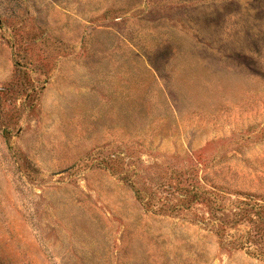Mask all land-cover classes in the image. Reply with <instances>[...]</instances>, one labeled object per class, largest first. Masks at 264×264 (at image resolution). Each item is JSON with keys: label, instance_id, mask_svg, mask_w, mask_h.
<instances>
[{"label": "rangeland", "instance_id": "rangeland-1", "mask_svg": "<svg viewBox=\"0 0 264 264\" xmlns=\"http://www.w3.org/2000/svg\"><path fill=\"white\" fill-rule=\"evenodd\" d=\"M181 187L264 203V0H0V264H264Z\"/></svg>", "mask_w": 264, "mask_h": 264}, {"label": "trees", "instance_id": "trees-1", "mask_svg": "<svg viewBox=\"0 0 264 264\" xmlns=\"http://www.w3.org/2000/svg\"><path fill=\"white\" fill-rule=\"evenodd\" d=\"M181 191L184 198L197 200L208 208L212 228L216 231L222 247H227L226 240L235 237L241 226L248 225L249 231L230 244L240 249H253L256 257L264 259V203L255 201L252 196H246L244 200L226 207L215 193L199 187H181ZM137 196L142 199L139 192Z\"/></svg>", "mask_w": 264, "mask_h": 264}]
</instances>
